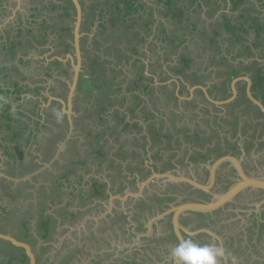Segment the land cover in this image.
<instances>
[{
    "label": "rangeland",
    "instance_id": "obj_1",
    "mask_svg": "<svg viewBox=\"0 0 264 264\" xmlns=\"http://www.w3.org/2000/svg\"><path fill=\"white\" fill-rule=\"evenodd\" d=\"M115 1L119 0H81L84 7L81 25L82 43L87 42L86 32L89 35L94 29L91 42L95 44L96 48L97 45H100L99 49H93L90 52V56L89 54L83 56L81 74L84 72L85 75H89L87 72L89 64L93 59L101 58L103 63L100 71L103 72L106 78L105 81H110L111 84L114 83L112 87L115 90L114 97L118 96V99L115 105L103 113L112 114L110 116L112 123L106 128L105 136H108L106 142L108 138L114 140L120 137L123 138L121 143H124V138L130 143L133 141L131 136L138 137L139 142L136 147L140 152L138 156H135L133 150L125 152L122 149L120 151V141H115L117 146H114L113 153L106 150V154L108 156L112 155L114 162L118 164H120L119 159L122 153H125L124 160H128L126 175L118 171L116 165L115 167L111 165V170L106 171L108 163H106V168L102 167L103 170H92L93 162L91 158L94 155H91V147L93 145L88 144L84 132L89 122L83 121L80 117V112L83 113V105L86 102L83 99H76L78 93L74 98L78 103L74 102V106L80 112L75 113L74 110L72 124L68 120L69 117L65 113H61L62 111H60V116L64 120L67 119V124L60 122L59 119H55L53 116L48 117L51 110L59 108L58 106L53 107L52 104L60 102L54 99L49 104L50 96L56 98V95L51 92L53 86L48 82L49 78L44 77L48 63L56 61L58 58L61 59L60 61L61 63L63 61L65 68L71 67L69 76H64L62 79L68 82L71 81L73 76L74 67L71 60L74 59L68 55L74 56L75 54L73 46L76 22L75 9L69 7L68 0H0V65L5 66L6 72L17 74V68L12 69V66L17 64L21 69L19 75H31L33 77L19 78V87L22 86L19 95L22 98L34 99L35 102L31 103L32 109H29L30 105L25 103V109L15 107L13 110H21L28 115L31 114V120L25 116L20 117L27 123L39 119V127L44 128L43 125H47L44 131L40 132V135L44 134L42 135L44 138L47 135L46 140L38 138V141H36V139H33L29 142L27 149L26 144L19 146L20 143L24 142L25 137L20 140L13 139V132L5 129V127L0 131V180L3 175H6L5 170H13L8 162L10 164L17 163L20 161L19 158L23 156L26 158V162L34 164L30 169L32 173L27 171V174L18 177L20 180L15 181L13 185L2 188V184H0V231L25 237L34 248L38 264H178L172 250L180 241L174 233L171 220L172 213H168L162 218L155 219V217L166 212L172 205L192 200L193 197H200L198 195L202 193L199 192L200 189H194L188 183L183 185V182L171 178L156 177L153 181H148V179L154 173L172 171L176 174L178 172L186 176L196 177L195 179L199 182L206 184L209 181L210 166L228 150L229 141L238 148H240L243 141L242 139L236 143L235 137H231V132L237 134L238 129L234 130L235 124H231L226 126L229 129L226 130V127L223 126V116L227 119L233 114L235 123L237 119L238 126L243 127V131H246V133L248 131L251 134L257 130H263L259 137L260 147L254 152L255 154L250 161H245V165L252 174L264 175V125L252 121L256 111L253 108L252 110L247 108L245 103L237 100V97L230 102L234 109L227 110V113H225L223 109H227L228 106L224 104L223 108H218L219 111L216 109L213 111L214 113L217 111L215 116H213L214 113L209 115L212 118L205 114L197 115L192 102L187 100V98L196 99L197 90H195L194 96L189 97L185 88L183 93L181 92V96L185 98H179L175 96L171 86L165 87L164 85L158 99L154 91L141 90L148 99V104L143 102L142 104H135L134 92L129 89L132 78H117L119 74H114L111 71V67L114 66L121 74L125 70L129 76H133V67L128 66L131 68L129 71L125 69L123 63L120 67L114 61L117 54L113 46L108 47L109 43L104 41L95 43L97 37L99 39L102 37L107 38V29L117 25L122 15L124 19L131 17L124 12V1L120 0L117 5H114ZM199 1L205 3V0ZM227 1L218 0V2H223V8H220L216 13L217 16L214 14V18L210 21H215V18L219 17L223 11L230 13L232 20L238 19L244 4H242L240 10L232 9L230 11V5L225 6ZM190 2L187 0L180 1V3L186 4ZM136 3L137 5L140 4V7L135 14L133 13L134 15L146 14L147 12L157 14L161 8L171 9L172 11L174 8V6L167 4V0H141ZM230 3L233 5L232 0H230ZM65 4L71 12L70 15H63ZM205 8L209 9L210 7L202 6L197 10L204 11ZM247 13V11H244L242 15L246 16ZM203 15L204 13L202 17H204ZM260 16L262 17V15ZM160 18L163 19L164 16L161 15ZM247 18L248 16L244 20ZM206 23L208 24V22ZM173 26H165V34L171 32L172 29L174 30L175 27L173 28ZM203 27L209 29L205 25ZM86 28H89L90 31ZM249 32L250 37L254 36L255 29L251 27ZM121 33L126 36L129 31L121 30ZM150 34L152 35L151 31L147 35ZM29 39L33 40L31 45L27 44ZM12 43L14 44L13 48ZM157 43L161 47L165 46L162 36L159 41L156 38L154 39L153 44L156 46ZM121 44L124 45L125 41H121ZM34 46L39 49L34 48ZM155 46L153 49H155ZM247 54L248 52H243L237 57L240 59L245 58ZM21 56L25 59L32 58L34 61L29 65H20L22 64L19 62ZM35 60L40 61L36 63ZM109 60L113 63H108ZM36 65H39V68ZM244 65L245 62L241 64L242 71ZM50 67L58 70L63 66L51 64ZM171 71L174 74L181 75L173 70ZM50 73L54 74L53 70ZM109 75L112 78H109ZM34 78H44V81L35 82ZM204 79L217 80V78ZM150 84L152 85V83ZM11 88L12 91L15 90L14 87L11 86ZM27 88L30 90L26 91ZM77 92L80 93L79 88H77ZM17 95L18 93L15 92L14 96ZM91 99L93 101L92 96L89 101ZM22 101H14L13 104L16 106L21 104ZM120 109L130 110L131 118L142 121L141 127L136 130L131 129L129 137H126L127 132L122 128V124L118 123ZM155 110L156 113H153ZM157 113L159 118H157ZM153 114L156 116H153ZM14 116L19 117L17 113ZM9 123L13 122L9 121ZM229 126L234 128L230 129ZM144 128H146V137L152 140L151 146L154 152H150V154L148 153L150 147L148 145L146 147L148 140L146 141L142 137L145 132ZM96 129L97 134L99 133V125ZM218 130L220 133L223 131L229 133L225 132L226 135L219 137ZM160 131L162 135L160 139H157L156 134ZM165 133L169 136L164 137ZM140 136L141 141H139ZM196 136L205 138L209 146L204 145L203 142L199 143L200 141L196 142ZM66 139L68 140L65 144ZM46 141L49 143L55 141V149L48 156L47 150L50 149V146ZM60 145H64L61 152H59ZM202 145L209 150V155L211 148H219L221 152H214L216 157L207 162V160L200 159L198 153L195 152V148L202 147ZM67 147L72 152H68L69 157H67V153L65 157H62L61 154ZM77 151L78 154L76 155ZM72 153L74 155H71ZM147 154L156 163L152 166L153 168L148 164L146 165V162L145 166L140 163L141 158L144 160L149 157ZM73 158L87 160L84 165L77 167L80 173L77 168L71 166L73 165ZM209 158H212V156H209ZM43 163L47 165L44 166ZM233 168L229 162L219 166V171L226 172L229 170L231 174L229 177L227 176L226 180H223V177L218 179L212 189L213 192L222 193L237 180V171ZM71 170H74V172L70 173ZM55 178L62 180V192L58 193L62 196L53 200L51 197L53 194H50L52 188L48 187L52 183V185H56L54 183ZM93 179L98 181L95 188L92 185ZM20 181H28L26 187H22L24 185ZM144 181V185L140 186ZM42 188H44V191H42L44 195H40ZM168 188H178V191L172 192L167 190ZM10 194H19V196L11 197ZM211 196V193L209 196L203 195L202 199L208 200L212 198ZM263 200L264 191L258 194L246 191L225 206L209 212L208 216H203L200 212H197L190 214L191 218L185 216L184 219H181V222L184 227H190L193 231L207 228L220 235L224 249L225 242L227 243L225 253L227 250L228 254L226 253V255H228L229 264H262V260H264V218L260 221L259 217L264 213V204L259 202ZM141 201L143 206L140 203ZM43 212L55 218V221L51 222V233L47 237L44 236V230L41 227V224L45 221V217L41 218ZM71 213L75 215L72 216ZM187 223H190V225H187ZM24 224L28 225L27 230L24 229ZM185 239L191 240L197 245L220 246L219 240L209 232L208 234L205 232L193 235L187 234ZM6 246L4 242L0 243V264H23L21 257H15L11 262L7 261L9 252L6 250L7 248H4ZM222 264H225L224 257L222 258Z\"/></svg>",
    "mask_w": 264,
    "mask_h": 264
},
{
    "label": "crops",
    "instance_id": "obj_2",
    "mask_svg": "<svg viewBox=\"0 0 264 264\" xmlns=\"http://www.w3.org/2000/svg\"><path fill=\"white\" fill-rule=\"evenodd\" d=\"M135 1L139 2L141 0H135ZM263 1L264 0L258 1L259 10H262V13H260V15H262V16H264V7H260V5H261V2H263ZM81 4H82V2H81ZM225 4L230 5V11H231L232 5L230 3V0H228L227 3H225ZM82 8L84 11L83 5H82ZM147 9H150V8H147ZM150 10H152V9H150ZM166 10L167 9H165V8H161L160 12H157V14H153L150 12L146 13V15L150 14V16H148L145 19V22H147V23L150 22V24H151V25H149V27H151L150 29L152 32V35L150 34L151 37H149L150 35H147V33H145V27L140 25L138 27H135L134 29L132 28L129 32L131 34H137L138 36L143 37L142 39L141 38H137V39L132 38L131 42L126 40V39H121L122 41H125L124 45H122L121 42H120V44H118V43L115 44L116 51L118 49H121L123 55L120 52L114 61L117 64H119L120 67L122 66V63H123L125 65L124 67H125V69H127V71H129L131 69L128 66L133 67V72H134L133 76H129L125 72V70H123L122 74L120 71L117 70L119 72V76L117 78H132L131 79L132 82L130 83L129 89L134 92L133 98H134L135 104H138V103L142 104V102L145 104H148V99H146V97L143 95L141 90L154 91L155 94L157 95V99H158V95L161 94L162 89H163L162 86H164V85H165V87L171 86L172 90L175 93V96H178L179 98H185V97L181 96V92L183 93V91H184L183 89L186 88V92L188 93L189 97L194 96V92H195V90H197V92L195 94L196 99L191 100V99L187 98V100H190L189 102H192V104L195 108L194 111L197 112V115L198 114L199 115L205 114L208 117H211L209 115L210 114L213 115V113H214L213 111L215 109L217 111H219L218 108H223L222 107L223 104H217L213 100L223 101V98H222L223 95H226L227 99H229L232 96L231 95L232 92H230L228 90V88H229L228 83H226L227 87H224L222 89H218L219 88L218 84L223 82V80H226L227 82H229V80H230L229 78L234 79V78H237L239 76H244V75H247L251 78L253 94L256 98L261 100L264 104V100H263L264 91L259 89L260 83H258V78H259L258 72L260 71V73H262V75L264 76V56H261V53H259L262 50H259V52H257L255 50L253 52V55L247 54V56L245 58H241L242 61L245 62L244 70L242 71V69H239V67L241 66V64L239 63L241 59L237 57L238 56L237 54H238L240 49L238 48V46H236L235 43L227 40V38H226V41H224V37H225V35H227L226 33L223 36V42H222V37H219L218 39H219L220 44H218V42H215V44L212 46V48H210V46L207 44V42H205L203 40H199V42L192 41L193 40V34L186 35L185 37L188 40L182 44H178L179 46H175L173 43L169 42L168 39L174 38V36H176V34L178 33V32H176L177 31L176 27L173 26V28L175 27V29L174 30L172 29L173 31L171 30V32H167V34H165V32H164V30H166L164 28L165 26H172L171 25L172 24L171 23L172 22L171 13L169 11H166ZM206 10L207 9L205 8L204 11H202V14L204 13V15H203L204 17H202V18L206 17V12H205ZM161 15L164 16L163 19L160 18ZM216 16H217V14H216ZM165 18H167V19L164 21ZM168 19L169 20L171 19V21H169ZM208 19H209V21L212 20V18H208ZM161 21H162V23H161ZM96 25H99V24H96ZM204 25L207 26L208 24L205 23ZM202 26L203 25H199L197 27V30H200ZM88 31H90V29ZM94 31L95 30L93 29L91 31V33L92 32L94 33ZM91 33H89V35H88V32H86L87 42L82 43L83 35L81 37V48H82L83 56L88 54V52H91L93 49H99L100 45H97V48H96L95 44L91 42L92 37L94 36L93 33L92 34ZM153 35H155L154 39L156 38L157 41H159L160 37L162 36V41H165V46L161 47L160 44H158V43L155 46L153 44V41H154ZM229 36H230V34H229ZM97 40L99 42L104 41L105 43H108V42H106V38H103V37L101 39H99L97 37ZM146 43H148V45H146ZM158 45H159V47H158ZM154 46H155V49H153ZM131 48H133V50L136 52H133L131 50ZM157 48H158V50H157ZM192 49H194L195 51L193 53H190V51ZM58 60H59V58H58ZM229 61H231L237 67L236 70H229L228 68H226ZM71 62H72V60H71ZM36 63H37V61H36ZM108 63H113V61L109 60ZM185 63H187V66ZM251 65H252V67H248ZM36 66L39 67V65H36ZM176 66L183 67L184 70L188 73H190L192 71H197L199 68L200 71L198 70L197 74L199 75L200 78H184L181 75L174 74L171 70H173ZM111 68L115 69L114 66H112ZM52 70L54 72V74H51L52 76H47V74H46L44 77L49 78L48 82L53 86L52 87L53 90L51 92H53V94H55L56 97H58L59 95L57 93L59 91V86H60L58 83V79L63 80L62 77L69 76V74L65 75L62 73V69L54 70L53 68H51L50 70H46L45 72L47 73L48 71L50 72ZM70 71H71V69H70ZM111 71L114 74H117L113 70H111ZM173 71H175V70H173ZM81 75L82 76L83 75L84 76H90V75H85L84 72ZM108 77L112 78L110 75ZM138 78H139V80L137 82V88L136 89L131 88L133 86V81L138 79ZM204 78H217V80H206ZM218 78H220V79H218ZM34 79L36 82V80L38 78H34ZM232 79H231V81H232ZM53 83H55V84L53 85ZM150 83H152V85ZM0 84H3V82H0ZM4 87H7V89L11 88L10 85L4 86ZM192 87H194V89H192ZM237 88H238V95L241 97L244 89L247 90V81L246 80H240L237 83ZM220 91H223V93L219 94ZM169 92H171V91L169 90ZM77 93H78V95H81V99H83V97H84L83 93H79V92H77ZM95 93H97V91ZM12 96L13 95L10 94V97H12ZM136 96H137V98H136ZM209 96L213 99L212 101L210 100ZM46 97L49 98L48 95H46ZM58 98H63V97L59 96ZM116 98L118 99V96ZM74 102H78V101H76L74 99ZM253 105H255V104H253ZM85 106L86 105H83L84 108H85ZM246 106H247V104H246ZM230 107H232V105ZM247 108H248V106H247ZM73 109L75 110V113H77V111L80 112L77 108L75 109L74 105H73ZM232 109H234V108L232 107ZM223 110L225 113H227L226 109H223ZM56 111H59V109ZM217 111L214 113L213 116L216 115ZM83 113H84V111H83ZM83 113L80 112L81 119H83V121L89 122V125H87V127L92 128L93 132L95 134H96V130H97L96 127L99 125V129H98L99 133H97L96 135H99V137H101L100 141H101V145L104 144V146H103L104 147L103 148L104 153H106V150L113 153L114 152L113 151L114 146L115 147L117 146L115 141H120V147H119L120 151L122 149L125 152H128L129 150L130 151L133 150L132 152L135 153V156H138V154L140 153L139 150L136 148L137 145L139 144L138 137L131 136L133 138V141H131L130 143L125 138H124V143H121L123 138H120V137L116 138L114 140H113V138H112V140L110 138H108V140L106 142V139L108 137V136H105L106 135V128L109 127V125H111V123H112V118L110 117L112 115L111 113L104 115V119L107 122L104 121L103 124H99V122H96L95 124H93L92 122H90V121H92L91 118L84 117L82 115ZM153 113H156V110ZM254 113H255V116L252 117L253 118L252 121L254 120L253 122H255L256 124H263L264 125V119H263L264 115L258 116V114H256V112H254ZM120 115H122L124 117V121H123L124 123L122 124V127L125 126V124H127L129 122L127 129H126V132H127L126 137H129V132L131 131V129L136 130L138 127H141L142 121L139 119L131 118L130 110L120 109ZM231 115H233V114H231ZM153 116H156V115H153ZM157 118H159V114L157 115ZM225 120H226V118L223 120V122H225ZM157 121H158V119H157ZM261 121H263V122H261ZM85 129H84V131H85ZM144 131L145 132L142 134V137H144L146 139V141L148 140L146 147H147V145H148V147H150L148 150L149 151L148 153L150 154V152H154V150L152 149V146H151L152 140L149 137L148 138L146 137V134H145L146 128H144ZM225 132L229 133L227 131H223L220 133V131L218 130L219 137L220 136L223 137V135H226ZM262 132H263V130H257L255 132L249 134L248 131H247V133H246V131H243V132L239 131V135L242 136V138L240 140L243 139V141H244V139H245L244 142L248 141V144L245 146L244 142L242 141V144H240V148L235 147V145H229L230 146L229 149L224 154H222L221 156L227 155V154L228 155H234V153H238L237 155H234V156L241 159L242 162L250 161V159H252V157L255 154L254 152H256L257 148L260 147L259 146V144H260L259 137L261 136ZM161 135H162L161 131L159 133H157L156 134L157 139H160ZM231 135H232L231 137H233V135L235 136V133L231 132ZM163 136L167 137L169 135L167 133H165ZM236 136H237V134H236ZM198 137H200V136H196V139H197V140H195L196 142L200 141L199 143L203 142V143H205L204 145H208V141L205 138H198ZM139 141H141V136L139 137ZM194 145H196V144H194ZM204 145H202V147H200V146L198 148L196 147L195 152L198 153V156L200 159H203L205 161L207 160V162H208L211 159H213L214 157H216V156H214V152H216V151L219 152L220 149L219 148H211V149L209 148L210 149V155H209L208 154L209 150H207L206 146H204ZM97 147H98V145L94 144L91 147V149L95 150V149H97ZM66 149L61 154L62 157H65L64 153L66 152ZM230 150H233V151H230ZM68 152L71 153L72 150L68 151ZM68 152H66L67 157L70 156V154ZM232 152H234V153H232ZM77 154H78V151L76 152V155ZM124 154L125 153H122L123 158L121 156V158L119 159L120 164H118V163L114 162V160L111 161V159H113L112 155L108 156V154H106L105 156H99L98 154H93V151H91V155H94V157L91 158V161L93 162V164H92L93 169L92 170L93 171L94 170L100 171L102 169V167L106 168V163H108L106 171L111 170V162H112V164H115L118 167V171H120L123 175H126L127 174L126 168H127L128 160H124ZM71 155H74V154L72 153ZM191 156H192V154H191ZM209 156H212V158H209ZM221 156H219V158ZM219 158H217L216 160H218ZM145 162H146V165L147 164L150 165L151 168H153L152 166L154 164H156L154 162V160H152L151 156H149L148 158H146L144 160H143V158L140 159V163L144 164V166H145ZM231 163H232V160H231ZM141 168H143V167H141ZM210 168H211V166H210ZM77 169L79 170V168H77ZM218 171H219V168L216 171V178H217ZM5 172H6V175H3L4 177L11 176L8 174L7 170H5ZM79 173H80V170H79ZM249 174L254 175L251 172H249ZM255 176L263 177L264 175L258 174ZM93 180H94V182L92 183V185H94V183L98 182L95 179H93ZM103 183H106V182H103ZM183 184H186V183L183 182ZM96 186H97V184H96ZM190 186H191V184H190ZM194 189H196V188H194ZM248 191L253 192L254 194H258L259 192H261V191H255V190H248ZM202 196H203V194H202ZM194 200H196V199H194ZM198 200H203V199H202V197H200ZM200 214H202L203 216L209 215L208 213H206V214L200 213ZM259 218H260V221H262V219L264 218V213ZM188 225H190V224H188ZM190 230H191V228H190ZM205 233L208 234V232H206V231H205ZM188 235H191V234H188ZM208 242H209V240H208ZM220 246H221V244H220Z\"/></svg>",
    "mask_w": 264,
    "mask_h": 264
},
{
    "label": "trees",
    "instance_id": "obj_3",
    "mask_svg": "<svg viewBox=\"0 0 264 264\" xmlns=\"http://www.w3.org/2000/svg\"><path fill=\"white\" fill-rule=\"evenodd\" d=\"M69 1V7L71 8H75L72 1ZM120 1V0H119ZM119 1H115L114 5H117V3ZM124 1V12L125 14L130 15L131 17L128 19H124V16L122 15L120 18V22L117 25H114V27L112 26V28L107 29V38H106V42L109 43L108 47L113 46L116 54L118 55L120 52L122 53L121 49H118L116 51L115 48V44L118 43L120 44V42L122 41L121 39H126L128 41L131 42V39H137V38H143L141 36H138L137 34H131L130 32L124 36V34L121 33V30H128L130 31L132 28L134 29L135 27H138L140 25H142L143 27H145V33H150L151 31V27H149L150 22H145V19L150 16V14H145V13H140L137 15H134L136 13V10L140 7V4L137 5L135 0H123ZM183 2V0H167V4L174 6L173 11L171 9H167L166 11H169L171 13V18H172V25H174L176 27V32H178L176 34V36H174V38H170L168 39L169 42L173 43L175 46H179L178 44H182L185 41H187L188 39L185 37L186 35H190L193 34V40L192 41H196L199 42V40H203L205 42H207V44L210 46V48H212V46L215 44V42H218V44H220L219 42V37H222V42H223V36L225 35V33L227 35H225L224 37V41L227 40L233 42L236 44V46H238V48L240 49L238 54L243 53V52H248V55H253V52L256 50L257 52H259V50H262L261 52V56H264V16H260V13H262V10H259V5H258V1L261 0H232L233 1V5H232V9L236 10V9H241L242 4H244L242 11H240V15L238 17L237 20H232L230 18V13H227L226 11H223L221 13V15L217 18H215V21H209L208 18H214V14H216L220 8L223 7V2H218V0H205V3H201L199 0H187L188 4L186 3H180ZM122 3V2H120ZM246 4H248L246 6ZM226 5V4H225ZM262 5V6H261ZM260 7H264V1L261 2ZM202 6H207L209 9H207L206 12V17L202 18V11L197 10L199 8H201ZM65 12L63 13V15H70L71 12L68 10L67 5L65 4L64 6ZM247 11L248 13L246 14V16H248V18L246 20H244V18L246 16L242 15V12ZM134 13V14H133ZM196 15V16H195ZM243 21H242V20ZM169 20V19H168ZM142 21V24H141ZM171 21V19L169 20ZM208 21V25L207 27L209 29L204 28L203 26L201 27L200 30H197V27L199 25H204L206 22ZM237 21V22H236ZM250 21V22H248ZM134 22V23H133ZM248 22V23H247ZM152 23V22H151ZM253 27L255 29V33L254 36L250 37V28ZM69 29V28H68ZM30 30V29H29ZM86 30H89V28H86ZM230 33V36H229ZM102 34V33H101ZM141 35V34H140ZM104 38V37H103ZM121 40V41H120ZM33 42L32 39H29L27 41L28 45H31ZM97 42H99L96 38L95 43L97 44ZM14 44L12 43V48ZM34 48L39 49L38 47L34 46ZM6 49V48H5ZM131 50L133 52H136L133 50V48H131ZM195 50L192 49L190 51V53H193ZM256 52V53H257ZM198 53V52H197ZM89 56H90V52H88ZM32 61H34L32 58H27L25 59L24 57H20V65H29V63H31ZM36 61H40V60H36ZM103 60L101 58L98 59H93V61L89 64V69H88V73L90 76H80L79 79V91L80 93L85 94L83 97V100H85L86 102V106L84 108V113L82 114L84 117H88L91 118L93 124H95L96 122H99V124H103V122L105 121L104 119V115L103 114L105 111H107L110 107H112L113 105H115L117 98L114 97V92L115 90L112 88L114 83L111 84L110 81H105V77L102 71H100V67L102 66ZM240 64H243L244 62L242 61V59L239 62ZM51 64L52 65H59V66H64L63 62L61 63L60 60L56 59V61H51L49 63V65L46 67V70H50L51 69ZM187 66V63H185ZM19 65L14 64L12 66V69H14V67L17 68V74L15 73H8L6 72L5 66L0 65V82H3V84H0V131L2 130L3 127H5V129H9L10 131H12V138L13 139H17L20 140L23 137H25L24 142L20 143L19 146L26 144V149L28 147V144L30 141H32L33 139H36V141H38V138L46 140V137L44 138L42 135H40L42 131H44V128L47 127V125H43L44 128L39 127V119L38 120H34L32 121V123H27L24 119L20 118V117H26L27 119L31 120L32 115H28L25 112L21 111V110H13V108L15 107H20L21 109H25L26 107L24 106L25 103L29 104L30 107H28L29 109H32L31 107V103L35 102L33 98H22L19 93L21 92L22 86L19 87V78H33L31 75L29 76H21L19 75V73H21V69L20 67H18ZM248 67H252L248 66ZM35 68V67H34ZM39 68V67H38ZM226 68H228L229 70H236L237 67L231 62L229 61V63L227 64ZM37 69V68H35ZM62 73L65 75L69 74V70L70 67L65 68L62 67ZM115 73L119 74V72L114 69L111 68ZM239 69H242V67L240 66ZM173 70H175V72L181 74L184 78H200L197 71H192L190 73L186 72L184 70L183 67H179L176 66ZM26 71V70H24ZM200 71V70H199ZM47 76H52L51 73L48 71ZM259 74V78H258V83H260L259 89L264 91V76L262 75V73H260V71L258 72ZM229 82L231 81L232 78H229ZM139 78L133 81V86L131 88H137V82H138ZM38 81H44V78H38L36 80V82ZM93 84H92V83ZM58 83L60 84L59 86V91H58V95L63 97L64 99H66L67 97V92H68V86L67 84L61 80L58 79ZM6 85H10L12 87L15 88V90L12 91L11 88L4 87ZM135 85V86H134ZM40 88L42 86H39ZM55 89V88H54ZM30 89H26V91H29ZM90 90V91H89ZM86 91L92 92V93H85ZM97 91V93H95ZM18 93L17 96H14V93ZM10 94L13 95L12 97H10ZM58 96V97H59ZM92 96V99L89 101L90 97ZM79 98L81 99V95H77L76 99ZM137 98V96H136ZM241 98V102L247 104L249 109H254L256 111V114H258V116H263L264 113L259 109V107H257L256 105H253L251 103V101L249 100V98L247 97L246 94V89H244ZM239 98V99H240ZM8 100V101H7ZM21 104H17L16 106H14V101H21ZM263 100H264V96H263ZM78 103V102H77ZM53 107L58 106L59 108H57V110L59 109V111H56V108H54L53 110H51L50 114H48V117L51 118V116L55 117V119H59L60 122H63L65 124H67V119L64 120V118H61L60 116V109L62 104L60 102H56V104H52ZM120 112V110H119ZM15 113H17V115H19V117H15ZM35 113V112H34ZM59 113V116L57 115ZM154 115V114H153ZM117 117V114H116ZM9 121H12L13 123H9ZM124 117L122 115H119V119H118V123L123 124L124 122ZM107 122V121H105ZM117 123V124H118ZM238 120L236 119V124L235 126L237 127ZM129 122L127 124H125V126H123V129H127ZM117 126V125H116ZM115 126V127H116ZM114 127V128H115ZM86 133V138L88 139V144L90 146L97 144L98 147L93 151V154H98L99 156H105L106 153H104V144L101 145V137H99V135H96L93 132V129L90 127H87L84 131ZM42 136V137H39ZM56 141V140H55ZM55 141H51V143L47 142V144L49 143L50 149L47 150V156L53 153V149H55ZM16 146V145H15ZM18 147V146H17ZM71 151L69 150V148L67 147L66 152ZM66 152L64 153L66 155ZM19 162H13L12 164H10V162H8L9 165H11V167L13 168V170H8V174L11 175L12 177H22L25 176L24 174L28 171L30 172V169L34 166V164H29L28 162H26V158H24L23 156H21L19 158ZM113 159H111L112 161ZM87 162L86 159H76L73 158V162L71 165L74 168H77L78 166L84 165ZM111 165L115 166V164ZM34 172V171H33ZM48 172V171H47ZM74 170H71L70 173H73ZM27 174V173H26ZM55 182L56 185H50L48 188H52V191L50 192L52 199L54 200V198L56 197H61L62 194L58 195V193L61 191V187H62V180L55 178ZM28 182V181H27ZM26 181H20V183L24 186L22 187H26L27 185ZM15 183L14 180L9 179L7 177H2V179L0 180V184H2V188L8 185H13ZM96 184H98V182L94 183L93 187H96ZM9 188V187H7ZM45 189H47V187H45ZM55 189H57V191H55ZM42 191H44V188L41 189V194L40 195H44V193L42 194ZM62 192V191H61ZM64 192V190H63ZM10 196H19V194H10ZM51 201V200H50ZM71 215H75L74 213H71ZM43 217H45V221H43V223L41 224L42 229L44 230V236H48L51 233V222L55 221V218L53 216H49L47 213L44 214V212L41 215V218L43 219ZM24 229L27 230L28 229V225L24 224ZM13 230V229H12ZM26 233V232H25ZM207 234V233H206ZM17 235V234H16ZM187 236V235H186ZM17 237L21 238H25L22 236L17 235ZM0 243H3V240L0 239ZM5 243V242H4ZM8 247L6 250H8L9 252V257L7 259L8 262H11L14 260L15 257H21V261L23 264H29V258L26 255V253L24 252L23 249L16 247L12 244H8L5 243ZM11 245V246H10ZM226 245L227 243L225 242V249H226ZM239 247V245H238ZM227 253V250H226ZM228 254V253H227ZM264 257V255H263ZM264 259V258H263ZM262 264H264V260H262Z\"/></svg>",
    "mask_w": 264,
    "mask_h": 264
},
{
    "label": "water",
    "instance_id": "obj_4",
    "mask_svg": "<svg viewBox=\"0 0 264 264\" xmlns=\"http://www.w3.org/2000/svg\"><path fill=\"white\" fill-rule=\"evenodd\" d=\"M72 2L76 9V22H75V28H74V43H73V46L75 49V54H74L75 58L71 54H69L68 56L74 59L72 60L74 72H73L71 81H68L69 90L67 94V99L58 98V97L55 98L54 96H50V101H49V104H50L51 101H53L54 99H57L62 103L63 106L61 109L62 111L61 113H65V115L69 117L68 120L71 122V124H72V115L74 114V109H73L74 98L77 93L79 79H80V75L82 72V61H83V54H82V48H81V37L83 35L81 31V25H82V20H83V8H82V4L80 0H72ZM240 80L247 81L248 98L251 100L253 104L257 105L262 112H264V104L261 100H259L258 98L254 96L253 91H252V80L247 75L239 76L233 79L232 96L229 99L223 100V101H216V100H213L209 96L210 100L211 101L213 100L217 104H224V103L234 100L238 96L237 83ZM67 140L68 139H66L65 144ZM63 146L64 145L62 146L60 145L61 148L59 152L63 150ZM227 160H232V162L234 163L236 170L238 172V178L234 183H232L228 187V189H226L222 193L213 192L212 189L214 188V184L216 180V171H217L216 168L221 166L222 163ZM43 165L46 166L47 164L43 163ZM212 166L213 168H210L209 181L206 184L199 182L197 179H195L196 177L194 178L193 176H186L180 173L177 175L175 174V172H172V171L171 172L167 171L164 173H154L153 176L151 177V179H153L154 177L171 178L173 180L191 184L194 188L202 189L212 194L211 196L212 198L208 200H187V201L178 203L177 205H172V207L168 209L166 212L159 214L158 216L155 217V219L162 218L166 216L168 213H173V224L176 228V232H177L180 243L185 241V235L184 233H182L181 229H183L186 232V234L188 233L191 235L197 234L199 232L207 231V232H210L217 239H219V242L221 246L223 247V241L219 235L213 233L210 229H207V228L206 229L203 228L202 230L198 229L195 231L190 230L189 228H186L183 226V224L181 223V217L191 212H205V213L213 212L214 210H217L218 208H221L225 206L226 204H228L229 202L233 201L238 195L248 190L264 191V176L259 177V176L249 174L245 170L242 160L235 156L227 155L222 158H219L212 164ZM7 178L12 179L14 181L20 180L18 177L7 176ZM151 179L149 178L148 181L149 180L151 181ZM263 202L264 200L259 203L264 204ZM0 239L11 242L16 247L23 248L29 258L30 264H38L34 248L29 242L21 240L17 238L16 236H14L13 234L5 233L3 231H0ZM175 259L177 261V258ZM224 260H225V264H229L226 254L224 256Z\"/></svg>",
    "mask_w": 264,
    "mask_h": 264
},
{
    "label": "clouds",
    "instance_id": "obj_5",
    "mask_svg": "<svg viewBox=\"0 0 264 264\" xmlns=\"http://www.w3.org/2000/svg\"><path fill=\"white\" fill-rule=\"evenodd\" d=\"M57 115L59 116V113ZM172 251L178 264H222V258L225 256L222 246L197 245L186 239L178 243Z\"/></svg>",
    "mask_w": 264,
    "mask_h": 264
},
{
    "label": "flooded vegetation",
    "instance_id": "obj_6",
    "mask_svg": "<svg viewBox=\"0 0 264 264\" xmlns=\"http://www.w3.org/2000/svg\"><path fill=\"white\" fill-rule=\"evenodd\" d=\"M72 1V0H71ZM73 3V2H72ZM74 5V4H73ZM75 9V8H74ZM75 12H76V9H75ZM64 82L67 84V86H68V88H69V83L67 82V80H64ZM232 82H233V79H232V81H230V82H227L226 80H223V82H221V83H219L218 85H219V88L218 89H222V88H224V87H227V85H226V83H228L229 84V88H228V90L230 91V92H232ZM69 90V89H68ZM240 90V89H239ZM220 93H223V91H220L219 92V94ZM67 94H68V92H67ZM246 94H247V90H246ZM232 95V94H231ZM229 97V96H228ZM222 98H223V100H227V96L226 95H223L222 96ZM240 98V96L238 95L237 96V100L239 101V100H241V98ZM64 99V98H63ZM66 99H67V97H66ZM233 101V100H232ZM231 102V101H230ZM230 102H227V103H224V104H226L228 107H227V109L226 110H232V107H230L231 106V104H230ZM223 104V105H224ZM229 104V105H228ZM63 106V105H62ZM62 106H61V109H62ZM60 109V110H61ZM229 113V112H228ZM231 114V113H230ZM223 116V115H222ZM222 118H226V117H222ZM233 118H235V116L234 115H231V117H229V118H227L226 120H225V122H224V124H223V126L224 127H226L227 125H233V124H236L235 123V121L233 120ZM230 127V126H229ZM235 127V128H234ZM234 127H230V129L231 128H234V130H237V136H236V134H235V136L233 135V137H235V139L234 140H236V143H238V141H240V139L242 138V136L241 135H239V131H242L243 132V127H241V126H238L237 125V127L236 126H234ZM226 130H229L228 129V127H226L225 128ZM232 141V140H231ZM248 144V141H246L245 143H244V145L246 146ZM228 145H234L232 142H230L229 141V143H228ZM230 147V146H229ZM229 149V148H228ZM230 151H233V150H230ZM232 153H234V152H232ZM234 155H237L236 153H234ZM226 162H229L230 163V165H232L235 169H236V167H235V165H234V163L232 162L231 163V160H227V161H225L224 163H226ZM223 163V164H224ZM244 164V168H245V170L249 173V171L247 170V165H245V163L246 162H243ZM222 164V165H223ZM233 168V169H234ZM237 171V170H236ZM176 174V173H175ZM177 174H178V172H177ZM231 174V172L229 171V170H227L226 172H221V171H218V173H217V178H216V182L215 183H217L218 182V179H220V178H222L223 177V180H226V178H227V176L229 177V175ZM237 175H238V172H237ZM258 175V174H257ZM183 185H186V184H183ZM192 186V185H191ZM215 186V185H214ZM193 187V186H192ZM167 190H169V191H172V192H177L178 191V188H168ZM197 191H199V190H197ZM199 192H201L204 196H209L210 195V193L209 192H207V191H204V190H202V189H200V191ZM202 194H200V195H198V196H200V197H202L201 195ZM200 197H193L194 199H196V200H198ZM194 199H192V200H194ZM204 200V199H203ZM141 204H142V201L140 202ZM141 204H138V205H141ZM142 206H143V204H142ZM193 213H197V212H191V213H187V214H185V215H183L182 217H181V219H184V217L185 216H187V217H192V216H190V214H193ZM199 213V212H198ZM204 214H206V213H204ZM171 220H172V225H173V229H174V233H175V236L178 238V235H177V232H176V228H175V226H174V224H173V213H172V218H171ZM182 223V222H181ZM188 224H190V223H187V225ZM181 231H182V233H184V235L186 236L187 234H186V232L183 230V229H181ZM5 233H8V232H5ZM14 236H16L17 237V235L16 234H13ZM17 238H19V237H17ZM20 239V238H19ZM21 240H24V241H27L26 240V238H21ZM179 240V239H178ZM3 242H5V243H10V244H12L11 242H8V241H5V240H3ZM27 242H29V241H27ZM30 243V242H29ZM31 244V243H30ZM13 245V244H12ZM11 246V245H10ZM5 249L6 248H8V247H4ZM21 249H23V248H21ZM24 250V249H23ZM24 252H25V250H24ZM27 255V254H26ZM174 259V258H173ZM174 261H175V259H174ZM29 264H30V261H29Z\"/></svg>",
    "mask_w": 264,
    "mask_h": 264
},
{
    "label": "bare ground",
    "instance_id": "obj_7",
    "mask_svg": "<svg viewBox=\"0 0 264 264\" xmlns=\"http://www.w3.org/2000/svg\"><path fill=\"white\" fill-rule=\"evenodd\" d=\"M228 155V154H227ZM227 155H224V156H227ZM224 156H221L220 158L224 157ZM231 156H234V155H231ZM211 168H213V166H211ZM219 167H217L216 169H218ZM153 176V175H152ZM151 176V177H152ZM151 177H149L151 179ZM156 177H154L153 179H151V181H153ZM145 181L143 183H141L140 186L144 185ZM206 200V199H205ZM200 213H205V212H200Z\"/></svg>",
    "mask_w": 264,
    "mask_h": 264
}]
</instances>
